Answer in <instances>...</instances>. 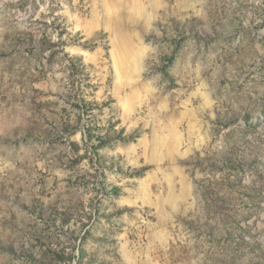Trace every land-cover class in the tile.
Segmentation results:
<instances>
[{
    "label": "rangeland",
    "instance_id": "rangeland-1",
    "mask_svg": "<svg viewBox=\"0 0 264 264\" xmlns=\"http://www.w3.org/2000/svg\"><path fill=\"white\" fill-rule=\"evenodd\" d=\"M0 264H264V0H0Z\"/></svg>",
    "mask_w": 264,
    "mask_h": 264
}]
</instances>
